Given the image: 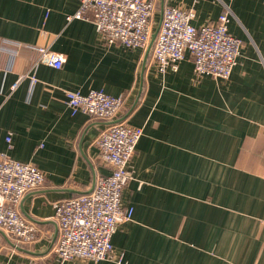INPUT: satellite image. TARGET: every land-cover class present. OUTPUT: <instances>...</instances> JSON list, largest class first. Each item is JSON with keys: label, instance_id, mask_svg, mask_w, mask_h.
<instances>
[{"label": "crops", "instance_id": "1", "mask_svg": "<svg viewBox=\"0 0 264 264\" xmlns=\"http://www.w3.org/2000/svg\"><path fill=\"white\" fill-rule=\"evenodd\" d=\"M79 5L0 0V155L45 174L18 205L36 240L14 247L0 230V264L53 258V205L110 172L95 141L115 122L143 128L121 192L131 219L113 233L111 259L62 264H264V0L156 2L157 24L169 5L193 8L195 26L230 11L242 47L227 79L196 77L188 51L159 73L151 49L106 43L90 20H67ZM37 46L62 54V67L33 66ZM25 73L36 81L11 92ZM90 89L122 98L114 120L71 113L65 91Z\"/></svg>", "mask_w": 264, "mask_h": 264}, {"label": "built area", "instance_id": "2", "mask_svg": "<svg viewBox=\"0 0 264 264\" xmlns=\"http://www.w3.org/2000/svg\"><path fill=\"white\" fill-rule=\"evenodd\" d=\"M156 2L80 0L78 10L68 15L67 20H90L106 43L119 42L130 48L151 49L156 69L161 74L168 69L176 70L188 51L196 77L229 78L242 47V40L228 31L230 11L225 9L216 20L195 26L193 8L165 6L150 46ZM35 50L37 56L33 66L42 63L62 67V54L48 46H37ZM26 76L32 83L36 81L34 74H20L11 84V92ZM65 103L72 114L80 111L114 120L122 107V98L102 89H90L85 94L67 90ZM142 134V127L123 122L110 123L100 131L95 142L99 158L108 165L110 172L95 178L90 193L54 203L53 221L57 228L54 256L50 261L36 258L28 264L112 258L111 237L119 225L132 216V209L122 206L121 192L131 178L129 163ZM6 141L10 142V136ZM44 181V172L33 164L0 155V230L11 239L14 247H29L38 236L36 226L20 214L18 205L26 192L40 187Z\"/></svg>", "mask_w": 264, "mask_h": 264}, {"label": "water", "instance_id": "3", "mask_svg": "<svg viewBox=\"0 0 264 264\" xmlns=\"http://www.w3.org/2000/svg\"><path fill=\"white\" fill-rule=\"evenodd\" d=\"M162 12V10H161ZM161 12H160V17H159V21H158V24L156 26V28L154 29L153 33L151 34V39H150V46L152 44V42L154 41L155 37H156V33H157V30H158V26H159V23H160V20H161ZM149 46V47H150ZM149 49V48H148Z\"/></svg>", "mask_w": 264, "mask_h": 264}, {"label": "rangeland", "instance_id": "4", "mask_svg": "<svg viewBox=\"0 0 264 264\" xmlns=\"http://www.w3.org/2000/svg\"><path fill=\"white\" fill-rule=\"evenodd\" d=\"M156 25H157V22L154 20V23H153V31L156 28Z\"/></svg>", "mask_w": 264, "mask_h": 264}]
</instances>
